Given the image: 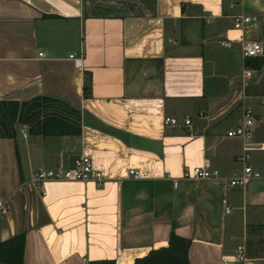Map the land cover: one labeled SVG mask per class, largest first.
<instances>
[{"label": "crops", "instance_id": "0c3cea01", "mask_svg": "<svg viewBox=\"0 0 264 264\" xmlns=\"http://www.w3.org/2000/svg\"><path fill=\"white\" fill-rule=\"evenodd\" d=\"M153 1L0 0V241L25 233L23 264H132L171 232L189 264H264V60L236 41L264 59V0ZM245 108L251 135L227 136ZM244 147L242 186L180 178L203 160L235 176ZM82 154L100 182L29 180Z\"/></svg>", "mask_w": 264, "mask_h": 264}, {"label": "built area", "instance_id": "2783aa9c", "mask_svg": "<svg viewBox=\"0 0 264 264\" xmlns=\"http://www.w3.org/2000/svg\"><path fill=\"white\" fill-rule=\"evenodd\" d=\"M251 18L249 16L237 15L233 20V27L235 29H241L245 24L249 23ZM240 45V51L243 58L256 57L259 56L262 52V46L260 42L255 40H244L243 38L236 39ZM231 40H222L220 44L224 47H229L231 45ZM249 74V70L245 71ZM183 125L190 126L191 119L190 117H185L182 120ZM165 124L178 125V119L174 117L165 118ZM252 112L249 108L243 109V120L229 128L226 131V135L229 137H249L251 135V126H252ZM264 146H261L263 148ZM250 147H244L243 152L237 157V160L242 163V169L239 174L232 176L228 179L223 178L219 175L218 171L212 169L211 164L208 160H203L200 164L189 167L181 174V179H192V180H201V179H218L222 183L227 180L229 186H239L243 185L250 177H258L259 172L255 170L251 164H249L250 154L248 150ZM129 173L134 177L138 178V172L135 170H130ZM30 181L35 183H43L46 181H60V180H78V181H88L95 180L100 182L102 180V175L99 171L93 168L91 158L85 154L80 155L75 158L73 163L68 166H58L55 168L48 169H38L31 173ZM178 178L173 180V184L176 185ZM7 211L6 207L0 204V212L5 213ZM225 212L229 213L230 208L226 207ZM243 247H238V259L240 261H245L246 258L243 255Z\"/></svg>", "mask_w": 264, "mask_h": 264}, {"label": "trees", "instance_id": "16d2710c", "mask_svg": "<svg viewBox=\"0 0 264 264\" xmlns=\"http://www.w3.org/2000/svg\"><path fill=\"white\" fill-rule=\"evenodd\" d=\"M153 10V0H148ZM263 58H244L245 67L257 69L261 67ZM84 96L89 95V79L85 76ZM190 239L171 232L166 245L152 248L143 256L134 259L132 264H189L188 251ZM250 245V243L248 242ZM248 245V246H249ZM25 233L15 234L0 241V264H23ZM88 264H115L114 260H91Z\"/></svg>", "mask_w": 264, "mask_h": 264}, {"label": "rangeland", "instance_id": "374dc122", "mask_svg": "<svg viewBox=\"0 0 264 264\" xmlns=\"http://www.w3.org/2000/svg\"><path fill=\"white\" fill-rule=\"evenodd\" d=\"M43 169H48V168H43Z\"/></svg>", "mask_w": 264, "mask_h": 264}]
</instances>
